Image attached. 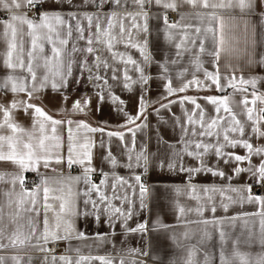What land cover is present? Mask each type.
<instances>
[{"label": "snow or ice", "instance_id": "1", "mask_svg": "<svg viewBox=\"0 0 264 264\" xmlns=\"http://www.w3.org/2000/svg\"><path fill=\"white\" fill-rule=\"evenodd\" d=\"M49 2L78 7L72 0H0V10L7 13L6 18L0 19V40L6 44V51L0 54L3 56L0 66L8 73L0 77V94L12 92L23 97L19 101L0 102V134L9 138L7 142L0 140V163H9L14 169L0 170V184L9 186L7 190L0 189V196L6 200V205L0 204V249L27 245L47 253L48 243L66 240L68 251H73L72 239L88 238L76 228V221L89 216L96 222L104 219L109 227L107 236L97 238L100 243H112L115 247L111 237L116 223L122 226V236L129 232L147 234L150 229L145 222H138L135 227L128 222L148 208L149 189L141 182L142 176L136 169L146 172L155 160L161 171L186 175L184 188L173 189L177 197L185 195L197 201L191 207L174 200L172 207L178 223L168 225L158 220L153 226L157 240H171L186 253L171 264H217V259L218 264H237V261L264 264V195L253 193L249 184L231 183L246 174L252 185L264 188V145L251 142L253 137L264 140V108L255 107L258 103L264 105V92L257 87L262 78L244 77L242 69L238 70L231 59L220 64L221 52L227 50L230 58L244 60L247 65L264 66V59L255 58L256 48L264 46V0H85L84 7L91 5L97 10L94 15H81L78 11L65 15L62 8L41 11L43 4ZM107 4L112 8L104 13ZM257 6L262 11L259 25L254 26L244 17L257 14ZM33 9L37 14L30 17L28 13ZM222 11L229 13L238 32L231 37V42L225 36ZM169 13H176L178 19L173 21ZM153 19L162 24L156 30L157 36H162L173 50L164 51L159 60L151 48L150 21ZM46 44L51 45L49 51ZM119 46H123V51ZM204 57L209 58L208 66ZM152 68L156 73H152ZM154 80L160 82L162 89L155 102L149 98ZM80 84L94 90L98 111L108 100L116 106L125 117L121 130L105 133L104 127L93 126L87 120L56 119L43 104L44 95L52 92L61 98L70 115L90 116L92 99L86 93L73 101L70 110L66 107L70 98L68 89ZM117 88L138 93L135 116L125 110L126 102L113 94ZM189 89L218 90L219 94L192 97L186 94ZM236 95L242 99L233 104L232 98ZM249 95L253 97L251 100ZM200 99L211 105V112L199 103ZM153 103L159 105L152 108L158 123L166 125L168 122L160 116L162 110L170 112L177 103L192 105L194 110L183 107L181 116L171 114L169 127L177 132L179 147L165 141L158 128L156 143L158 149L161 144L165 145V152H149L151 138L147 135L136 147L137 134L148 129L147 108ZM19 111L32 120L30 129L15 120V113ZM60 129L67 133L66 146ZM123 129L130 133L129 138L126 139ZM95 133L101 134L99 146L105 149L101 161L110 165L109 172L95 167L96 142L90 135ZM113 138L125 141L117 145L119 156L111 151ZM237 147L246 149L247 155L228 151ZM253 157L259 162L254 163ZM186 158L197 163L189 165ZM221 165L229 167V171L225 172ZM64 166L68 169L78 166L81 174L65 175ZM119 167L134 174L130 176L134 184L119 175L116 171ZM28 171L36 172L38 177L31 189L25 187L24 173ZM97 173L104 177L100 184L90 179ZM205 173L227 183L195 185L191 182L194 176ZM197 192L204 195H196ZM113 201L121 203L117 205ZM244 204L256 205L260 211L227 215L231 208ZM5 206L9 209L15 206L7 214L9 224L13 225L11 232L3 224ZM217 211L225 215L217 217ZM205 212L210 216L205 217ZM189 214H194L196 219H187ZM252 215L259 219L258 233L253 228L255 222L249 219ZM238 222L241 229L238 236L225 230V224L235 230ZM193 224L202 227L193 229ZM177 227L184 228L179 236L175 232ZM214 233H218V257L212 244ZM193 239L195 243H191ZM123 244L126 240H122ZM242 244L248 247L259 244L261 252L250 259V253L240 251ZM149 248L150 245L122 248L127 258L99 256L95 259L103 264H113L114 260L118 264H147L152 259ZM197 253L200 259H196ZM3 259L0 257V262ZM12 259L19 264L21 257ZM57 259L64 264H83L93 258L79 256L73 262L68 256H45L43 264H49L50 260L54 264ZM153 264H163V261L156 258Z\"/></svg>", "mask_w": 264, "mask_h": 264}, {"label": "crops", "instance_id": "2", "mask_svg": "<svg viewBox=\"0 0 264 264\" xmlns=\"http://www.w3.org/2000/svg\"><path fill=\"white\" fill-rule=\"evenodd\" d=\"M72 3L74 5H77V8H70L67 4L61 6L59 4L55 3H44L42 6L41 11L44 9H60L62 8V14H68L70 12L78 11L81 15L84 13L88 14H95L96 9L93 8L91 5H87L84 7L85 0H72ZM112 8V5L107 4L103 8L104 13H108L110 9ZM257 14L252 15L250 17H244V19H247L249 23H251L254 26L259 25L260 23V13L262 10L259 9V6H257ZM155 11V9L153 10ZM169 14H175L176 20L178 19L176 13H169ZM222 14L225 17V36L226 39H228L231 42V37L233 35H238L237 30L233 27V21L229 18L228 12H223ZM30 16V14L28 13ZM7 17V13L3 10H0V19H4ZM31 17V16H30ZM242 23V21H240ZM125 23H128L125 21ZM199 23V22H196ZM86 24V21H85ZM150 24L153 28V35L151 37V48L152 51L156 55V59H161V56L164 51L172 52L173 50L170 49L164 42L162 36H157L156 30L157 28H162V24H160L159 21L153 19L150 21ZM215 28L217 30V38L219 36V23L217 22L215 24ZM2 30V29H0ZM27 46V45H26ZM229 45H225V48L227 49ZM120 50L123 51V46H119ZM46 51H49L51 48V45L46 44L45 45ZM6 51V44L3 42V40H0V54H3ZM255 58L257 60L264 59V46H259L256 48L255 51ZM2 59L3 56L0 55V65H2ZM208 57H204L205 60V66L207 65ZM229 59H231L232 63L237 66L238 70L242 69V75L244 77H258L262 78L261 82L258 83L257 87L261 92H264V66H261L260 63L254 64V65H247L244 60H236L235 58H230L229 53L227 50L221 52L220 57V64L223 65L224 63L228 62ZM222 70V69H221ZM152 73H156V69H151ZM7 71L0 66V77H4L7 75ZM240 74V73H238ZM174 83H178V81H174ZM93 89L89 87H85L84 84H80L79 87H76L75 85L68 89V93L70 94V98L67 100V109H71L73 101L80 98L83 94H87L88 97H91L92 104H91V114L89 115H70L69 111H65V106L62 105L61 98L59 96H55L52 92H47L43 97V104L47 107V109L53 114L54 118L56 119H78L82 121H89L91 125H99L101 127L105 128V133L108 131H119L123 127L125 123V117L119 113L116 110V106L111 103L110 100L106 101L102 106L101 109L97 110V104L95 96L93 95ZM162 91L160 87V82L153 81L151 84V92L149 93V98L155 102L157 99V96ZM251 91V89L249 90ZM114 95H119L125 102L126 105L125 110L135 116L137 114V95L138 93H129L127 91H121V89L117 88L115 89ZM189 96L192 97H206V96H216L219 94L218 90H203L199 91L196 89H189L186 93ZM22 97V95H18L12 92H8L7 94H0V102H10L13 99H16L19 101ZM253 97L251 95L248 96V99L251 100ZM242 97L240 95H236L232 98L233 104L240 101ZM199 103L204 105L207 108L208 112L212 111V107L210 104H206L203 99L199 100ZM159 105L156 103H153L152 106H149L147 108V121H148V129L146 132H141L137 134V145L136 147H139V143L145 139V136L147 135L151 139L148 143V151L151 153H157L158 151L160 153L165 152L167 149L165 145L161 144L157 146L156 143V136H157V128L159 129L160 135L163 137V139L167 142L176 144L177 147H179L178 143V134L177 132H174L169 125L172 124V118L171 114L175 113L177 116L182 115V108L187 107L190 110H194L191 104L188 105H181V104H173L171 107L170 112L169 111H161L160 116L164 118L168 122V124L158 123V117L155 115L152 111L153 107H158ZM251 106V105H250ZM255 107H262L264 108V105H259V103ZM236 111L239 113L240 108L237 107ZM15 120L18 121L22 126L25 128H31L32 120L29 119L22 111L15 113ZM240 119H243V117H238ZM125 132L126 139L130 137V133H128L127 129H123ZM61 133L64 136V143L65 146L67 145V133L64 129H60ZM75 134V133H74ZM92 138L96 142V147L94 149V164L97 169H103L104 172H109L110 165L108 163H102L101 157L104 155L105 149L101 148L100 140H101V134L95 133L90 134ZM235 135V134H234ZM15 134H13L14 138ZM105 138H107L105 136ZM8 137L6 135L0 134V140H4L5 142L8 141ZM252 143L257 145H264V140H257V138L253 137L251 140ZM125 141H120L119 139L113 138L112 139V146L111 151L112 153L119 156V149L117 145L123 144ZM228 151H233V154H239V155H247V150L243 149L242 147H237L236 149H228ZM123 159V157H120ZM215 159V158H212ZM185 162L189 165L197 163V161L186 158ZM253 162L258 163L259 160L256 157H253ZM246 163V162H244ZM243 166V164L241 165ZM223 170L225 172L229 171V167L221 165ZM0 170H6V171H13V166L9 163H0ZM42 172H46L48 175H55L50 170L41 169ZM63 171L65 175H67L69 172L73 176H78L81 174L80 167H72L71 169H68L66 166L63 167ZM116 171L119 173L120 176L125 177L128 179L130 184H134V181L130 178L131 175L129 171L124 167H119L116 169ZM136 172H138L142 176V183L145 184V186L149 189L148 197L146 200L147 203V210L141 211L136 216H134L131 220H129V225L131 227H135L138 222H145L148 226L150 231L147 234L141 235L139 233H126L124 236H122L121 233V224L116 223L114 228L112 229V232L114 233V236L111 237V239H114L115 241V247L112 243H100L97 239L98 237L107 236L109 234V227L106 224V221L104 219H100L99 222H96L94 217H87V218H80L76 221V228L83 232L85 234L86 239L79 240V239H72L71 240V246L73 248V251H68L69 248V242L66 240H60L58 242L54 243H48V244H58L63 248L62 254H54L49 255L44 252H40L36 250L33 247L25 245L24 247H17V248H3L0 249V257H3V261L0 262V264H17L16 261L12 259L14 256L21 257L19 264H29V257H31V264H43V258L45 256H48L51 258L52 256L60 257V256H68L72 259L73 262H75L79 256H85V257H92L93 259L89 261H84L83 264H103L102 261L95 259V257L99 256H105V257H122L127 258V254L124 251H121L122 248H136L141 245H150V248L147 250H150L152 259L147 260V264H153L154 259L159 258L161 261H163V264H171L173 260L178 261L181 257H183L186 253L181 248H178L171 240L164 239V240H157L156 239V229L153 227L157 224V221H162L165 224L168 225H176L178 223V215L173 210V202L174 200L178 199L181 204L195 207L197 201L189 198L185 195H180L177 197V194L173 191L175 187L184 188L185 182H186V175L181 172L176 171H168L164 170L161 171L159 168L156 167L155 160H153V163L151 167L145 172L141 171L140 169H136ZM36 174L34 171H28L24 173V176L27 174ZM95 178H98L97 184H100V182L104 179L101 175L98 173L95 175L90 176V179L93 181ZM195 185H211L213 183L216 184H226L227 182L223 179H217L214 178L210 174H202V175H196L194 176L193 180L191 181ZM231 183L233 185H240L243 186L245 184H249L252 186V189L256 190V194L258 195H264V188L252 185L251 180L249 177L245 175H241L239 179L232 180ZM9 186L7 184H0V189L7 190ZM17 191H19V186H17ZM109 196H111V192L107 193ZM196 195H204L203 193L197 192ZM95 198V194H94ZM113 203H116L117 205H120V201H113ZM137 203H139L137 199ZM0 204L6 205V200L3 196H0ZM15 206H13L12 209H9L7 206L4 208L5 216L3 220V224L7 226V231L11 232L13 225L9 224L8 219V213L10 211H14ZM260 211L259 207L256 205L251 204H244L242 206H235L229 210L227 215L232 216L237 213H249L254 214L258 213ZM51 216V213L49 214ZM205 217H209L210 214L208 212L204 213ZM217 217H221L225 215L221 211H217L215 214ZM42 219V217H41ZM189 220H195L196 216L194 214H189L187 217ZM251 221H254V231L256 233L259 232V219L258 217L252 215L249 217ZM23 223V221H21ZM180 224L185 223V221H179ZM193 229H197L202 226H197L195 224L191 225ZM224 228L226 231L231 232L232 235L238 236L240 233V223L238 222L237 227L235 230L231 228L230 225L225 224ZM211 230V229H210ZM184 231L183 227H177L175 229L176 234L179 236L181 232ZM214 239L212 241V244L215 245L214 251L216 252V255L218 257L219 255V241H218V233H214ZM122 240H126V244L122 245ZM191 243H195V239L191 241ZM75 249H79L77 252ZM241 252H247L250 253V259H254L256 254L261 252V248L259 244H256L252 247H248L247 245H241L240 247ZM201 255L200 253H197L196 259H200ZM49 264H52L51 260L49 261ZM54 264H64V261H61L57 259ZM113 264H118V260H114ZM218 264V259H217ZM237 264H239V261H237Z\"/></svg>", "mask_w": 264, "mask_h": 264}, {"label": "built area", "instance_id": "3", "mask_svg": "<svg viewBox=\"0 0 264 264\" xmlns=\"http://www.w3.org/2000/svg\"><path fill=\"white\" fill-rule=\"evenodd\" d=\"M31 17H34L37 14L36 9H33L32 12L29 13ZM171 19L173 21L176 20L175 14H169ZM25 177V187L27 189H31L34 186V182H38V177L37 174H27L24 176ZM98 178H95L94 182H98ZM253 193L256 194V190L252 189ZM46 247L49 249V251L46 254L49 255H54V254H62L63 253V248L59 246L58 244H47ZM45 253V252H44Z\"/></svg>", "mask_w": 264, "mask_h": 264}]
</instances>
